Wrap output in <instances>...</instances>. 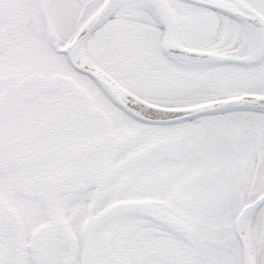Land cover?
Wrapping results in <instances>:
<instances>
[{"label": "snow or ice", "instance_id": "6c2138e0", "mask_svg": "<svg viewBox=\"0 0 264 264\" xmlns=\"http://www.w3.org/2000/svg\"><path fill=\"white\" fill-rule=\"evenodd\" d=\"M0 264H264V0H0Z\"/></svg>", "mask_w": 264, "mask_h": 264}]
</instances>
